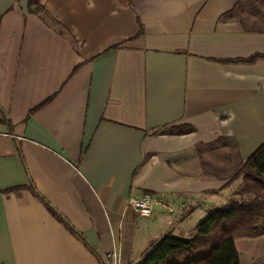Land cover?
Returning <instances> with one entry per match:
<instances>
[{
	"label": "crops",
	"instance_id": "crops-1",
	"mask_svg": "<svg viewBox=\"0 0 264 264\" xmlns=\"http://www.w3.org/2000/svg\"><path fill=\"white\" fill-rule=\"evenodd\" d=\"M258 1L0 0V190L22 188L0 193V264H141L239 197L264 144ZM236 246L264 258V236Z\"/></svg>",
	"mask_w": 264,
	"mask_h": 264
},
{
	"label": "trees",
	"instance_id": "trees-1",
	"mask_svg": "<svg viewBox=\"0 0 264 264\" xmlns=\"http://www.w3.org/2000/svg\"><path fill=\"white\" fill-rule=\"evenodd\" d=\"M29 11L49 18L42 0H29ZM140 26L142 34L141 23ZM260 58L264 56L255 55L246 61L253 62ZM236 177H243L245 185L238 198L211 211L191 233L190 238L180 239L172 235L165 237L145 256L141 264H241L236 240L264 236V144ZM21 189L0 190V193L18 192ZM29 190L74 236L83 240L81 234L39 196L34 185Z\"/></svg>",
	"mask_w": 264,
	"mask_h": 264
},
{
	"label": "built area",
	"instance_id": "built-area-1",
	"mask_svg": "<svg viewBox=\"0 0 264 264\" xmlns=\"http://www.w3.org/2000/svg\"><path fill=\"white\" fill-rule=\"evenodd\" d=\"M130 207L133 208L135 213L143 219L151 218L157 206H163L162 201L154 195L145 194L142 197L131 198L129 202ZM108 259H112L113 264L118 263L117 254H110Z\"/></svg>",
	"mask_w": 264,
	"mask_h": 264
},
{
	"label": "rangeland",
	"instance_id": "rangeland-1",
	"mask_svg": "<svg viewBox=\"0 0 264 264\" xmlns=\"http://www.w3.org/2000/svg\"><path fill=\"white\" fill-rule=\"evenodd\" d=\"M252 1H253V3H259L258 0L257 1L252 0ZM243 6L244 7H240L236 11V13H235L236 18L243 21L247 26H252L253 22L254 23L257 22V21H255V19H253L254 13L252 11V7L249 4H247L246 2L244 3ZM257 6H259L260 9L264 12V6H262L261 4H259V5L257 4ZM255 264H264V258L259 259L258 261L255 262Z\"/></svg>",
	"mask_w": 264,
	"mask_h": 264
}]
</instances>
